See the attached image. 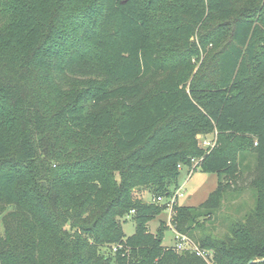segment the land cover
Segmentation results:
<instances>
[{
    "label": "trees",
    "instance_id": "trees-1",
    "mask_svg": "<svg viewBox=\"0 0 264 264\" xmlns=\"http://www.w3.org/2000/svg\"><path fill=\"white\" fill-rule=\"evenodd\" d=\"M192 159L173 229L264 264V0H0V264H208L149 225Z\"/></svg>",
    "mask_w": 264,
    "mask_h": 264
},
{
    "label": "rangeland",
    "instance_id": "rangeland-1",
    "mask_svg": "<svg viewBox=\"0 0 264 264\" xmlns=\"http://www.w3.org/2000/svg\"><path fill=\"white\" fill-rule=\"evenodd\" d=\"M193 61L195 62V68L197 69L201 60L199 61L198 59H194ZM216 140V133L199 136V143L206 150H211L212 146L216 145ZM252 160V156H248L244 163L251 164ZM220 178L222 179L223 175L219 176L217 173L204 172L200 167H195L193 169L184 167L180 175V189L183 193V196L179 198L178 204L199 206L208 198L209 194L216 189ZM143 196L147 201H151L153 199V196L150 192H144ZM241 203H243L242 210L245 212H248L254 207L255 198L253 196L252 190H248L243 193V199ZM224 211H226V208L220 213L221 217L223 216ZM220 216L219 218H221ZM161 220L166 221L167 226L166 230L164 231L163 245L172 246L175 243V231L170 224L169 214L166 209H164L162 214L150 221V229L152 232H155L159 227ZM220 220L221 219H219L218 222ZM122 224L124 232L127 236L132 235L135 232V221L131 216H127L126 219L122 221ZM216 226L218 227L216 229L217 231L218 229L222 230V227H219L218 225Z\"/></svg>",
    "mask_w": 264,
    "mask_h": 264
},
{
    "label": "built area",
    "instance_id": "built-area-1",
    "mask_svg": "<svg viewBox=\"0 0 264 264\" xmlns=\"http://www.w3.org/2000/svg\"><path fill=\"white\" fill-rule=\"evenodd\" d=\"M213 147V146H212ZM200 159H192V166L191 169L197 167V164L199 163ZM180 168H182V165H179ZM183 196V193L181 192V189L178 188L175 192L172 193L170 196H157L154 198V201H157L159 203L166 205V210L169 214V220L171 219L173 212H174V205L178 203L179 198ZM175 231V243L174 248L177 251H183V250H190L201 256L208 264H216L213 260V252L204 248H201L196 242H194L190 237H188L186 234H182L180 232Z\"/></svg>",
    "mask_w": 264,
    "mask_h": 264
},
{
    "label": "water",
    "instance_id": "water-1",
    "mask_svg": "<svg viewBox=\"0 0 264 264\" xmlns=\"http://www.w3.org/2000/svg\"><path fill=\"white\" fill-rule=\"evenodd\" d=\"M251 263H253V260H250L248 264H251Z\"/></svg>",
    "mask_w": 264,
    "mask_h": 264
}]
</instances>
